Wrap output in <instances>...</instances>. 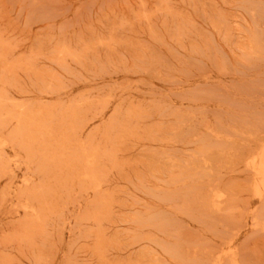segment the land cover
<instances>
[{
    "label": "rangeland",
    "instance_id": "obj_1",
    "mask_svg": "<svg viewBox=\"0 0 264 264\" xmlns=\"http://www.w3.org/2000/svg\"><path fill=\"white\" fill-rule=\"evenodd\" d=\"M0 264H264V0H0Z\"/></svg>",
    "mask_w": 264,
    "mask_h": 264
}]
</instances>
